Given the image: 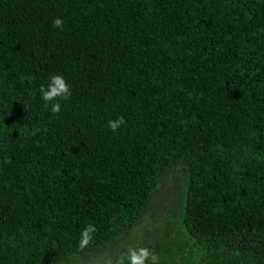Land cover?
<instances>
[{
    "label": "trees",
    "instance_id": "1",
    "mask_svg": "<svg viewBox=\"0 0 264 264\" xmlns=\"http://www.w3.org/2000/svg\"><path fill=\"white\" fill-rule=\"evenodd\" d=\"M180 165L196 264H264V0H0V264L117 243Z\"/></svg>",
    "mask_w": 264,
    "mask_h": 264
},
{
    "label": "rangeland",
    "instance_id": "2",
    "mask_svg": "<svg viewBox=\"0 0 264 264\" xmlns=\"http://www.w3.org/2000/svg\"><path fill=\"white\" fill-rule=\"evenodd\" d=\"M188 172L180 165L169 174L153 193L139 224L117 243L88 256H79L64 264H129L130 248L147 247L157 258V264H196L198 251L188 240L182 222ZM146 264H153L151 260Z\"/></svg>",
    "mask_w": 264,
    "mask_h": 264
},
{
    "label": "clouds",
    "instance_id": "3",
    "mask_svg": "<svg viewBox=\"0 0 264 264\" xmlns=\"http://www.w3.org/2000/svg\"><path fill=\"white\" fill-rule=\"evenodd\" d=\"M54 27L63 28L64 21L61 18H56L53 22ZM41 93V99L47 104L51 103V111L54 114H58L61 111V104L59 99L67 100L70 95V86L63 75L54 74L50 77L49 83L45 86L42 85L39 89ZM126 121L123 116L116 120H110L108 127L116 132L121 125L125 124ZM96 231L94 225L89 224L81 233V239L79 241V248L85 249L92 242V233ZM127 260L129 264H146L147 261L151 260L153 264H157L158 258L147 248L141 247L138 249L130 248L128 250ZM124 256L120 258V264H124Z\"/></svg>",
    "mask_w": 264,
    "mask_h": 264
}]
</instances>
